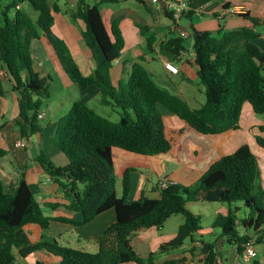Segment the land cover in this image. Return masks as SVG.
<instances>
[{
    "label": "trees",
    "instance_id": "trees-1",
    "mask_svg": "<svg viewBox=\"0 0 264 264\" xmlns=\"http://www.w3.org/2000/svg\"><path fill=\"white\" fill-rule=\"evenodd\" d=\"M133 1L147 7L144 0ZM25 2L38 13L36 18L23 8ZM117 2L119 0H101L89 7L85 0H78L73 13L74 20L84 23L83 40L97 60L93 75L83 74L65 42L54 35L57 5H52L50 0H14L8 6L0 4V72L7 74L19 97L16 125L22 139L29 140L41 132L39 114L44 101L50 97V81L40 76L31 53L33 41L42 34L55 38L83 90L97 88L104 106L122 110L119 122L115 123L98 114L85 101H76L68 115L60 119L52 137V144L68 158V165L56 166L44 152L37 158L43 170L65 191L70 201L68 209L82 215L81 221L46 216L25 179L11 185L0 179V228L13 237L30 225L42 229L52 224L81 227L114 210L116 222L98 240L95 254L63 247L57 240L30 244L20 249L19 254L28 257L45 251L59 258V264H154L156 254L142 257L133 249L131 239L135 234L152 228L161 230L172 216H184L185 222L177 236L161 246L164 253L202 236L201 217L189 210V203L202 200L231 207L241 202L251 213L250 217L240 219L239 209H231L228 215L217 216L212 227L220 229L223 237L243 253L252 238L241 234L240 227L254 232L264 227V187L257 158L248 144L214 163L196 184L170 185L160 191L157 198L142 196L135 201L128 199L130 169L124 175L122 197L117 196L113 149L151 157L170 153L173 143L167 137L161 108L203 135L238 130L247 103L255 114H264V37L248 27L216 33L193 31L198 77L206 95L201 108L193 109L182 98L160 86L140 63L133 65L126 81L117 86L113 83L111 70L121 58L126 43L118 21L110 32L107 30L100 7ZM139 29L147 36L148 51L153 53L155 37L149 35L148 27L139 26ZM184 40L180 36L171 38L162 48L178 56L184 48ZM4 94V81L0 76V95ZM260 130L263 132L264 127ZM256 138L264 149V139L259 135ZM7 154L0 146V159ZM52 207L56 209L58 205ZM3 242L0 234V244ZM203 252L205 264H216L212 244H204ZM15 261L12 247L0 248V264H15ZM31 264L45 263L35 261Z\"/></svg>",
    "mask_w": 264,
    "mask_h": 264
},
{
    "label": "crops",
    "instance_id": "crops-1",
    "mask_svg": "<svg viewBox=\"0 0 264 264\" xmlns=\"http://www.w3.org/2000/svg\"><path fill=\"white\" fill-rule=\"evenodd\" d=\"M100 1L85 0L89 7ZM166 1L144 0L147 7L133 0H119L117 3L101 5L100 10L107 30L110 32L114 23L118 21L126 43L121 58L111 70L112 81L116 86L121 81H126L133 65L140 63L151 72L160 86L182 98L193 109H199L205 103L206 95L204 100V92L199 85L201 82L198 77L192 39L193 31L216 33L219 30L225 31L223 23H228L227 25L236 23V28L233 30L253 27L264 37V0H252L255 3L258 1L260 5L249 0H190L191 12L179 22L180 28L188 33L189 37L185 38L184 48L178 56L162 48L168 40L178 36L174 21L166 10ZM50 2L59 8V12L55 14L54 35L65 42L83 74L93 75L97 60L83 40L84 23L73 19L78 0H50ZM232 8H237V14L230 11ZM237 20L241 25L239 28H237ZM242 21L247 22V25L242 24ZM251 21L256 24L248 25ZM139 26L148 27L149 35L155 37L153 53L148 51L147 36L141 34ZM257 26L262 31L258 30ZM31 53L39 73L41 70L40 76L50 81V97L44 101L40 112L45 114L44 118L40 119L41 132L32 136L26 141L25 146L20 148L17 142L22 138L19 127L16 125L19 97L13 91L9 77L3 78L5 94L0 95V146L8 154L0 159V179L6 185L25 179L41 206L51 211V214H46L43 210L46 216L81 221L82 215L68 209L70 201L66 198L65 191L43 170L37 158L41 152H44L51 157L56 166L68 165V158L52 144V137L56 133L58 123L60 119L68 115L76 101L83 100L88 104L93 99L101 97L100 92L95 87L83 90L79 86L67 65L65 54L53 36L42 34L39 39L33 41ZM166 63L179 66V74L170 73L166 69ZM161 111L164 115L167 137L173 143V150L165 155L151 157L118 148L113 149L115 173L121 191L120 196L117 192L119 198L123 194L124 175L129 169L132 171L128 199L135 201L142 196L154 199L159 195L156 186L161 181L192 186L214 163L237 150V142L233 141L237 130L219 135H203L167 109L161 108ZM257 129L258 126L253 124L251 130L256 136H258ZM52 205H58V207L54 209ZM188 208L201 217L200 235L202 236L185 242L180 248L161 252V246L173 240L185 222L184 216L174 215L167 220L161 230L152 228L135 234L131 239L135 252L142 257L156 254L154 264L170 262L205 264L206 254L203 252V247L204 244L209 243L215 248L216 264H264V227L256 232L241 227L239 229L241 234L252 238L255 249L252 257H247L244 252L239 253L238 247L230 244L223 237L220 229L212 227L217 216L228 215L231 209L240 210L237 203L229 207L222 203L201 200L189 203ZM250 215L251 213L248 212V215L246 213L245 217L240 219H246ZM116 218V212L109 210L81 227L52 224L49 228L63 229L65 227L68 230L70 227L75 228L79 233L77 243L80 251H84L81 249L87 243L98 246V240L106 229L116 222ZM203 219L207 220V226H203ZM42 230L45 229L30 225L12 237L0 228V234L4 237L0 248L5 246L13 248L16 256L15 264H31L35 261L46 264L36 253L28 257H22L19 254L20 249L44 238L41 236ZM56 235L57 231L52 232L51 236L47 235L49 238L47 240H57ZM11 241H13L12 244H10ZM46 260L47 264L60 263V259L52 255H48Z\"/></svg>",
    "mask_w": 264,
    "mask_h": 264
},
{
    "label": "rangeland",
    "instance_id": "rangeland-1",
    "mask_svg": "<svg viewBox=\"0 0 264 264\" xmlns=\"http://www.w3.org/2000/svg\"><path fill=\"white\" fill-rule=\"evenodd\" d=\"M13 1L14 0H1L0 4L3 6H8ZM249 1H251L252 3H255V1H252V0H249ZM258 3L259 2L256 1L255 4L260 5ZM23 8L25 10L29 11L33 15L34 18L38 16V13L35 12L33 9H31L30 6L28 5V3H25L23 5ZM13 12L14 11L11 12L12 17L14 15ZM238 21L239 20H237V28H239V26H241L238 24ZM253 21H251V23L248 22V25L249 24H253V25L256 24V23H254L255 21L254 22ZM241 23L244 25L245 24L247 25V22H245V21L244 22L242 21ZM227 24L228 23H223V28L225 31H230V30H233L234 28H236V23L229 24V25H227ZM250 27H252V25H250ZM257 28H258V30L262 31V29L260 27L257 26ZM40 73H41V70H40ZM41 75H42V73H41ZM199 85L204 92L203 97L205 100L204 87L200 83H199ZM88 105L91 108H93L98 114L109 119L110 121L115 122V123L119 122L121 114H122V110L119 108L104 106L101 103V97L93 99L92 101H90L88 103ZM253 124L258 126V129L256 130V134L261 136L264 139V131L262 132L260 130V127H264V114H261V115L255 114L253 112L250 104L247 103V104H245V106L243 108V112H242V116H241V120H240L241 126L237 130V133L235 134V138L233 141L237 142V149L243 145H246V144H248L252 148V151H253L254 155L256 156L258 164H259V169L261 172V184L264 187V149L258 145L257 140H256L257 139L256 135H254L252 130H251V127ZM116 186H117L118 195L120 196V192H121L120 191V184L117 183ZM237 207H240V210H238V213H237L239 218H244L246 213L248 215V212H247L248 210L244 207L243 203L238 202ZM42 209L44 210V212L46 214H51V211L48 210L47 208H45L44 206H42ZM207 223H208L207 220L203 219V226H207ZM54 231H57V235L55 236V238L57 239L59 245H61L63 247H67V248H73L76 250L77 249L80 250L79 244L77 243V237L79 236V233L73 227H70L69 230L65 227L63 229L62 228H49V229L42 230L41 236H43L44 238L41 241L54 242V239L47 240V239H49L47 235L51 236L52 232L54 233ZM21 235H23V234H21ZM12 242L13 241H11L10 244H12ZM81 250L95 254L98 251V246L95 247L94 244H91V243L88 244L87 243L86 245H84L82 247ZM35 253L38 255V257L42 261L46 262V264L48 263L46 258L48 255L51 256L50 254L45 253L44 251H38Z\"/></svg>",
    "mask_w": 264,
    "mask_h": 264
},
{
    "label": "built area",
    "instance_id": "built-area-1",
    "mask_svg": "<svg viewBox=\"0 0 264 264\" xmlns=\"http://www.w3.org/2000/svg\"><path fill=\"white\" fill-rule=\"evenodd\" d=\"M21 7L18 6V9ZM166 10L172 15V20L174 21V26H175V32L178 34V36L182 38H188L189 35L186 33L184 30L180 28L179 22L181 19L191 12V6L188 0H167L166 1ZM201 11V10H200ZM234 14H237L238 10L237 8H232L230 9ZM242 11V10H241ZM166 69L172 73V74H179L180 72V67L175 65L174 63H166ZM0 76L2 78L6 77L7 74L2 71L0 72ZM45 116L44 113L39 114V119H43ZM26 139H21L20 141L17 142V146L22 148L26 144ZM177 183L174 182H168V181H161L158 183L156 186V189L158 192L167 189L170 185H175ZM244 253L246 254L247 257H252L255 254V249L254 245L252 243L248 244L245 246Z\"/></svg>",
    "mask_w": 264,
    "mask_h": 264
}]
</instances>
